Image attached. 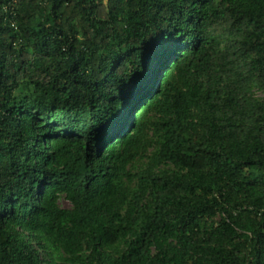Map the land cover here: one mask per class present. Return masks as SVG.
Instances as JSON below:
<instances>
[{
    "label": "trees",
    "instance_id": "obj_1",
    "mask_svg": "<svg viewBox=\"0 0 264 264\" xmlns=\"http://www.w3.org/2000/svg\"><path fill=\"white\" fill-rule=\"evenodd\" d=\"M0 264H264V0H0Z\"/></svg>",
    "mask_w": 264,
    "mask_h": 264
},
{
    "label": "rangeland",
    "instance_id": "obj_2",
    "mask_svg": "<svg viewBox=\"0 0 264 264\" xmlns=\"http://www.w3.org/2000/svg\"><path fill=\"white\" fill-rule=\"evenodd\" d=\"M61 206L63 208H69L71 205L66 200H64V201L61 202Z\"/></svg>",
    "mask_w": 264,
    "mask_h": 264
}]
</instances>
